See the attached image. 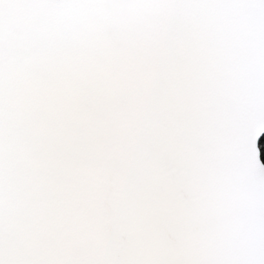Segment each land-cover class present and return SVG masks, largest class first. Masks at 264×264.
Instances as JSON below:
<instances>
[{"label":"snow or ice","instance_id":"obj_1","mask_svg":"<svg viewBox=\"0 0 264 264\" xmlns=\"http://www.w3.org/2000/svg\"><path fill=\"white\" fill-rule=\"evenodd\" d=\"M264 0H0V264H264Z\"/></svg>","mask_w":264,"mask_h":264},{"label":"trees","instance_id":"obj_2","mask_svg":"<svg viewBox=\"0 0 264 264\" xmlns=\"http://www.w3.org/2000/svg\"><path fill=\"white\" fill-rule=\"evenodd\" d=\"M261 146V161L264 162V136L259 141Z\"/></svg>","mask_w":264,"mask_h":264},{"label":"water","instance_id":"obj_3","mask_svg":"<svg viewBox=\"0 0 264 264\" xmlns=\"http://www.w3.org/2000/svg\"><path fill=\"white\" fill-rule=\"evenodd\" d=\"M263 136H264V135H262L261 138H262ZM261 138H260V139H261Z\"/></svg>","mask_w":264,"mask_h":264}]
</instances>
